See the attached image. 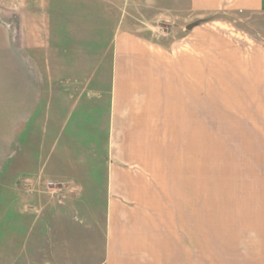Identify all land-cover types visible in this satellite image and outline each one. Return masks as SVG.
<instances>
[{
  "label": "crops",
  "instance_id": "1",
  "mask_svg": "<svg viewBox=\"0 0 264 264\" xmlns=\"http://www.w3.org/2000/svg\"><path fill=\"white\" fill-rule=\"evenodd\" d=\"M221 13L246 30L195 27ZM173 19L174 64L155 61ZM137 69L163 71L158 173L76 152L130 124ZM0 101L49 135L42 175L67 187L0 207V264H264V0H0Z\"/></svg>",
  "mask_w": 264,
  "mask_h": 264
},
{
  "label": "rangeland",
  "instance_id": "2",
  "mask_svg": "<svg viewBox=\"0 0 264 264\" xmlns=\"http://www.w3.org/2000/svg\"><path fill=\"white\" fill-rule=\"evenodd\" d=\"M144 9V6L137 3V18L143 19ZM194 24L196 28H214L222 32L225 31L226 24H231L234 28L231 33L246 30L245 21L236 16H224L222 13L202 18ZM180 25L182 24L175 19L155 23L157 29L152 27V33H155L154 39L162 52L154 56L153 60L174 64L177 40L180 39V46L182 43V26ZM145 60L146 58L137 55L138 63ZM161 73L163 74L161 70L137 69L135 71V110L132 117L130 108V124L128 125L127 117L121 118L120 132L114 134L112 146L109 145L106 149L105 145L102 147L99 145L92 150L80 148L76 151L80 153V157L113 156L119 159L121 168L155 173L160 172L161 158L174 159V128L169 127V132L162 133L160 124L161 114L166 110L161 107L160 101L159 88L163 85ZM165 77L174 78V70H170ZM172 104L169 100L168 107ZM168 110L170 111V108ZM10 114L12 113L0 111V207L30 208L33 197L38 193H41L39 195L44 193L55 195L59 190L63 191L67 187L63 183L50 182L51 180L44 176L46 172L42 175V170L48 171L47 174L50 175L56 174L55 167L42 165L43 161L50 156L47 144L49 135L40 131L30 117H16ZM133 120L135 126H132ZM37 143H39L38 149L35 147ZM71 153L69 151L65 157L73 156ZM51 183L54 186H51Z\"/></svg>",
  "mask_w": 264,
  "mask_h": 264
},
{
  "label": "built area",
  "instance_id": "3",
  "mask_svg": "<svg viewBox=\"0 0 264 264\" xmlns=\"http://www.w3.org/2000/svg\"><path fill=\"white\" fill-rule=\"evenodd\" d=\"M51 186H54V185L51 183Z\"/></svg>",
  "mask_w": 264,
  "mask_h": 264
}]
</instances>
